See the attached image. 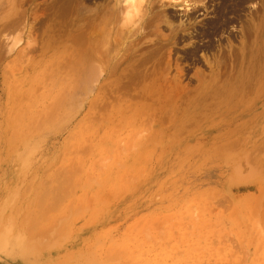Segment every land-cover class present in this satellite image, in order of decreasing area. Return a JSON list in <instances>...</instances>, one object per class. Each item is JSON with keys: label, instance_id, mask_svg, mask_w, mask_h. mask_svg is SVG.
Returning <instances> with one entry per match:
<instances>
[{"label": "rangeland", "instance_id": "374dc122", "mask_svg": "<svg viewBox=\"0 0 264 264\" xmlns=\"http://www.w3.org/2000/svg\"><path fill=\"white\" fill-rule=\"evenodd\" d=\"M31 1L0 0V264H264V0Z\"/></svg>", "mask_w": 264, "mask_h": 264}, {"label": "bare ground", "instance_id": "6f19581e", "mask_svg": "<svg viewBox=\"0 0 264 264\" xmlns=\"http://www.w3.org/2000/svg\"><path fill=\"white\" fill-rule=\"evenodd\" d=\"M30 1H31V0H30ZM66 1H68V0H66ZM5 2H6V1H5ZM31 2H32V1H31ZM64 2H65V1H64ZM124 2H126V3L128 4V6L130 7L128 11H130L132 6H136L135 4H136V2H138V0H125ZM68 3H69V2H68ZM68 3L66 2L67 5H68ZM70 3H71V2H70ZM126 3H125V5H126ZM174 3H177V2H174ZM175 5H176V4H175ZM20 6H21V5H20ZM126 6H127V5H126ZM127 8H128V7H127ZM61 10H62V9H61ZM63 10H64V9H63ZM66 10H67V9H66ZM22 12H23V11H22ZM223 12H224V10H223ZM18 14H19V13H18ZM217 14H219V13H217ZM22 15H23V14H22ZM223 16H224V15H223ZM96 17H97V16H96ZM20 18H21V17H20ZM22 18H23V17H22ZM25 18H26V16H25ZM57 18H58V17H57ZM26 19H27V18H26ZM217 19H218V18H217ZM217 19H216V20H217ZM21 20H22V19H21ZM69 20H70V18H69ZM97 20H98V19H97ZM213 21L215 22V20H213ZM13 23H14V22H13ZM13 23H12V24H13ZM16 23H17V22H16ZM16 23H15V24H16ZM223 23H224V22H223ZM9 24L11 25V23H9ZM9 24H8V25H9ZM15 24H14V25H15ZM19 24H20V23H19ZM70 24H71V23H70ZM213 24H214V23H213ZM1 25H2V24H1ZM12 26H13V25H12ZM219 26H220V25H219ZM88 27H89V26H88ZM88 27H87V29H88ZM8 28H9V27H8ZM10 28H12V27H10ZM10 28H9V29H10ZM4 29H5V27H4ZM9 29H8V30H9ZM12 29H13V28H12ZM31 29H32V28H31ZM80 29H81V28H80ZM80 29H79V30H80ZM84 29H86V27H84ZM93 29H94V28H92V30H93ZM215 29H216V28H215ZM79 30H78V32H79ZM92 30H91V31H92ZM206 30H207V29H206ZM83 31H85V30H83ZM86 31H87V30H86ZM2 32H3V31H2ZM76 32H77V30H76ZM81 32H82V31H81ZM211 32H212V31H211ZM82 33H83V32H82ZM82 33H80V35H82ZM98 34H99V33H98ZM203 34H204V33H203ZM204 35H205V34H204ZM82 37H84V34H83ZM91 37H92V36H91ZM91 37H90V38H91ZM103 37H104V36H103ZM92 38H93V37H92ZM96 38H97V36H96ZM83 40H84V39H83ZM102 40H103V39H102ZM106 42H107V41H106ZM94 43H95V42H94ZM101 43H102V42H101ZM85 44H86V43H85ZM104 44H105V43H104ZM89 45H90V44H89ZM100 45H101V44H100ZM102 45H103V43H102ZM78 46H79V45H78ZM93 48H94V47H93ZM99 49H100V48H98L97 51H99ZM106 49H107V48H106ZM86 50H87V49H86ZM94 50H95V48H94ZM87 51H88V50H87ZM87 51H86V54H87ZM92 51H93V50H92ZM92 51H91V53H92ZM88 52H89V51H88ZM95 52H96V51H95ZM96 53H98V55H99V52H96ZM96 53H95V54H96ZM88 55H89V53L87 54V56H88ZM96 55H97V54H96ZM98 55H97V56H98ZM101 55H102V54H101ZM89 56H91V55H89ZM103 57H104V56H103ZM88 58H89V57H87V59H88ZM99 58H100V57H99ZM91 59H92V56H91ZM91 59H88V61H90ZM103 59H104V58H103ZM73 60H74V59H73ZM93 60H94V55H93ZM103 61H104V60H103ZM114 61H115V60H114ZM67 62H68V61H67ZM65 63H66V62H65ZM92 63H93V62H92ZM97 63H98V62H97ZM107 63H108V62H107ZM113 63H115V62H113ZM118 63H119V62H118ZM118 63H117V64H118ZM141 63H142V62H141ZM94 64H95V63H94ZM94 64H93V65H94ZM139 64H140V63H139ZM62 65H63V64H62ZM67 65H68V63H67ZM67 65H66V66H67ZM71 65H73V64L71 63ZM66 66H64V67H66ZM88 66H89V65H88ZM88 66H86V67H88ZM90 66H91V65H90ZM92 67H93V66H92ZM95 67H96V66H94V68H92V69H96ZM97 67H99V66H97ZM112 67H113V66H112ZM90 68H91V67H90ZM97 69H98V68H97ZM110 69H111V68H110ZM112 69H113V68H112ZM99 70H100V69H99ZM113 70H114V69H113ZM111 71H112V70H111ZM91 72H92V70H91ZM91 72H90V73H91ZM97 72H98V70H97ZM94 73H95V72H94ZM110 73H111V72H110ZM111 75H112V73H111ZM87 76H88V75H87ZM97 76H99V75H97ZM92 77H94V76L92 75ZM86 78H87V77H86ZM100 78H101V77H100ZM87 80H88V79H87ZM92 81H93V80H92ZM79 83H80V82H79ZM88 83H89V82H88ZM88 83H87V84H88ZM93 83H94V82H93ZM80 84H81V83H80ZM80 87H81V86H80ZM86 88H88V85L86 86ZM79 90H80V89H79ZM91 90H92V89H91ZM86 92H88V91H86ZM91 92H92V91H91ZM72 95H74V94H72ZM74 97H75V96H74ZM71 98H72V97H71ZM72 100H73V98H72ZM70 101H71V99L69 100V103H70ZM75 102H76V101H75ZM55 110H56V109H55ZM55 112H56V111H55ZM49 116H50V115H49ZM51 117H52V115H51ZM42 197H43V196H42ZM42 197H41V198H42Z\"/></svg>", "mask_w": 264, "mask_h": 264}]
</instances>
